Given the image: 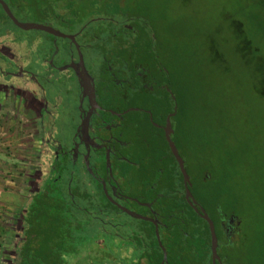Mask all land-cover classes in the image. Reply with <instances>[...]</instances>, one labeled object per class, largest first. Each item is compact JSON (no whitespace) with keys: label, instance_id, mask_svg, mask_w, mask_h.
Segmentation results:
<instances>
[{"label":"rangeland","instance_id":"obj_1","mask_svg":"<svg viewBox=\"0 0 264 264\" xmlns=\"http://www.w3.org/2000/svg\"><path fill=\"white\" fill-rule=\"evenodd\" d=\"M249 1L131 0L130 8L133 18L139 20L141 24L147 25L146 28H150L155 34L156 51L160 53L161 60L166 64L169 73L172 71V74L181 80L184 89L185 85L187 87L190 86V83L192 85L190 91L192 95L187 97L186 94L189 95V93L183 91L182 100L187 105V108L183 107L186 108L187 113L184 121L188 124H183L184 130L179 133L177 138L179 146H186L185 155L189 159L187 157L185 159L189 172L192 170L190 161L197 164L196 160L192 159L195 158L194 152L197 153L200 149H197L196 145L190 144L189 140L185 144L183 141L185 138L193 136L203 139L206 134L203 129L205 130L210 125L214 127L222 125L225 143L233 151L239 147L236 146V137L239 140L242 138L245 145L253 143L251 139L262 144L261 150L259 145L256 152L254 150L253 152L258 163L261 161L264 163V152L262 153L264 150V105H256L253 96L256 91L260 97L261 89L262 91L264 89V57H257L258 59L254 61L253 59L256 57H248V54L245 53V57H248L247 60L240 59L242 51L238 50V44H241L244 51H247L248 44L243 38L242 31L234 33L233 28L235 22L233 16H239L244 11L246 16L247 10L259 11L258 5L249 6ZM23 6L26 7H23L22 10L15 7L11 9L19 21L48 23L47 25H55L63 33H71L74 30V27H66L59 19L44 17L40 12L31 11L28 4ZM85 19L83 17L77 24L83 23ZM90 27H104V22L96 21ZM113 27L116 29L118 26L114 25ZM68 43L67 39L54 37L41 30L21 29L9 21L0 9V82L8 83L18 89L22 87L20 90L24 89L27 98H31V95L39 96L40 99L47 102L48 111L56 114L58 119L45 114L42 117V132L48 138H56L61 141L62 146L67 144L72 134L69 120L75 116L72 102L73 89L64 82L66 76L63 72L61 75H57V73L52 75L51 71L44 70V64L49 58L57 61V58L66 50ZM239 62L246 67L240 68ZM16 68L22 71L20 74L18 72L17 76H13L11 72ZM27 70L35 76L33 81L25 79ZM51 70L53 71V69ZM33 90L39 94H33ZM60 126L64 129L60 130ZM252 129L256 131L255 134H251ZM197 131L198 135L195 134ZM35 142L32 141L31 150H29L31 155L26 152L22 156L21 162L28 159L24 163L25 167L22 166V170L16 169L17 172L7 173L14 175L12 179L16 182L14 181L12 184L16 187L13 186L12 189L19 195L18 201H22L21 204L24 207L19 211V207L15 204H10L7 207L0 205V229L11 228L8 236L4 235V238L0 236V264L7 262V264H13L17 257L18 247L22 243L19 236L21 235L20 216L33 215L31 209L34 207L40 211L38 218L41 217V221L38 225L46 229L45 233L40 234L37 238L40 241L37 243L38 256L34 257L33 264H138L139 261L145 259L147 251L157 248L160 253L162 246V251L167 254L166 264H185L186 245H183L185 249H182L183 258L176 257L170 247L165 245L166 241L162 230L160 233L161 240H163L161 246L156 239L157 235L152 225L147 221L129 215H108L98 213V211L95 215L97 207L101 206L98 203L100 200L97 195L91 194L92 201L96 203V206H90L85 203V199L76 198L78 193L71 195L66 192L70 189L63 187L64 181H66L64 178H60L56 184L51 182L49 176L52 171L48 170L47 173L40 171L39 161L41 160L35 157ZM42 157L44 156L42 155ZM172 168L174 169L173 164ZM192 178L196 198L211 212L209 203L203 196L202 186L205 185L202 183V179L196 172L192 174ZM174 181L175 186L179 184L178 186L181 187V183L177 179ZM74 182L71 184L75 185ZM196 182L198 183L196 184ZM59 185H62L63 188ZM77 186L79 187V185ZM179 187L176 186L178 189ZM249 189L241 191L246 194L245 203L248 205L249 202L252 212L254 211L256 214L250 215L246 212L243 213V218H237L242 223L239 225V233L232 236V239L234 241L240 239L244 231V245H241L238 240L234 243L228 264H264V255L260 258L253 257L250 249L251 238L257 234L258 225L262 223L264 228V215H262L264 205L262 206L260 202L261 205L257 203L259 201L256 199L257 195L250 194H260V192L253 191L252 187ZM35 190L36 197L32 196ZM90 192L87 190L89 200H91ZM167 193L173 194L172 189L169 188ZM169 199L168 197V202ZM180 199L175 201L181 202ZM73 200H76L77 203L80 202V205L84 202L83 210H79L78 204H74ZM86 206L91 215L85 213ZM8 207H12V209ZM182 207L185 208L184 205ZM92 209L93 213H91ZM47 215H70V217L77 215L79 217L71 218L69 230L63 232V228L66 227L48 219ZM173 216L176 215H166V220H170L171 225ZM74 220H81L77 232L82 233L81 239L84 242L78 252L73 250L72 245L75 243L71 241L74 238L73 230L75 231L77 224ZM102 220L105 223H102ZM192 220L194 223H199L197 218H192ZM95 224L97 226L93 229L92 225ZM166 227L171 228L167 224ZM85 233H87L86 236H84ZM141 256L144 258L141 259ZM247 259L254 262L249 263ZM198 264H207V262L198 261Z\"/></svg>","mask_w":264,"mask_h":264},{"label":"flooded vegetation","instance_id":"obj_2","mask_svg":"<svg viewBox=\"0 0 264 264\" xmlns=\"http://www.w3.org/2000/svg\"><path fill=\"white\" fill-rule=\"evenodd\" d=\"M124 26L125 29L118 27L116 34L112 36L96 34L94 30L88 29L87 23L71 33H64L73 35L72 39L46 32L69 42L57 61L47 59L44 70L51 71L52 75H61L63 72L66 76L64 82L73 89L75 116L69 120L72 134L66 145L62 146L61 141L56 138H48L41 130L40 170H51L49 178L55 177V184L60 178H64L66 181L63 187L70 189L66 192L71 195L78 193L76 198L85 199V203L90 206H96L92 200L93 196L97 195L101 206L97 207L95 215L98 211L108 215H129L147 221L152 225L155 234L157 228L161 246V230L166 242L172 237L170 228L168 230L166 227V215H176L177 227L187 225L189 229H204L202 220L207 226L208 223L202 217L200 208H203L213 222L217 237L218 259H215V264H228L227 254L234 249V243L238 240L234 241L232 236L239 233L240 221L230 213L221 212L215 216L209 212L195 196L192 175H188V188L197 211L185 198L183 177L181 187L176 185L179 189L174 185V180L170 183L172 174L179 182L176 169L178 168L179 172L180 169L166 141L168 115L172 141L175 133L173 114L169 112L166 115V64L156 51L155 34L150 28V34L145 32L147 25L138 28L126 23ZM52 27L56 28L55 25ZM18 69L13 70L11 74H20L22 70ZM34 77L30 71L25 72V79L28 81H33ZM32 92L39 94L36 90ZM25 100L30 107L35 103L37 108H34V111L41 124L45 114L48 117H57L48 111L47 102L39 96L31 95L30 99ZM59 128L64 129L62 126ZM174 144L182 157L178 145L175 142ZM182 159L187 170L186 159ZM167 187L173 189V194L167 193ZM87 190L93 195L91 200L87 197ZM178 198H181V202L177 204L184 209L183 212H166L170 204L176 203ZM182 198L193 212L185 210ZM189 200L191 201V198ZM73 203L78 204L79 210H83L84 202L80 205V202L73 200ZM87 210L86 206L85 213L91 215ZM91 211L93 213V209ZM192 218H197L199 223H194ZM102 223L105 222L102 220ZM183 245L187 246L185 241L178 246ZM162 248L161 253L164 252ZM173 251L176 257L183 258L181 248ZM154 252L159 253L157 248L150 249L146 252L145 259L140 257L143 261L138 264H152L149 259ZM195 253V258L190 261V256L185 252V264H198V261L212 264L211 248L206 251V248L201 246L199 252ZM163 258L164 253L160 264H166L168 261L166 252L165 260Z\"/></svg>","mask_w":264,"mask_h":264},{"label":"trees","instance_id":"obj_3","mask_svg":"<svg viewBox=\"0 0 264 264\" xmlns=\"http://www.w3.org/2000/svg\"><path fill=\"white\" fill-rule=\"evenodd\" d=\"M10 10L12 7L17 8L18 10H22L24 4H28L31 7V11L40 12L44 15V17L54 19H59L62 24L66 27H74V30H77L81 25L88 24V27L91 26L96 21L104 22V27H97L90 29L94 30L96 34L102 36H112L116 34V29L121 27L125 29L126 26L124 24L128 23L129 25H136V27H145L144 24H141L139 20L133 19V15L131 14L130 5H132L131 0H3ZM258 5L259 11L254 10H247L248 13L245 16V11L240 13L239 16L234 17V33H240L242 31L243 38H245L247 46V51H244L241 44H238V50L242 51V55L240 59L247 60L249 56H254L253 60L255 61L258 59L257 57L261 58L264 57V0H250L249 6ZM0 9L3 15L9 20V17L3 11L1 5ZM12 11V10H11ZM238 12V11H237ZM15 16L14 12H12ZM42 15V16H43ZM85 17V21L83 23L77 24L80 20ZM48 20V19H47ZM12 22V21H11ZM57 22V21H56ZM13 23V22H12ZM48 24V23H47ZM118 26L116 29L113 26ZM241 26V27H240ZM73 30V31H74ZM240 30V31H238ZM121 32V31H120ZM145 32L150 34L149 30L146 28ZM122 33V32H121ZM241 33V34H242ZM245 53L248 54V57H245ZM240 68L246 67L245 65L238 63ZM195 89V88H194ZM198 89V88H196ZM187 91L189 93L186 94L187 97L190 95V91L192 90V85L187 87L184 86L172 71L169 73L168 69L166 68V115L171 112L172 115V122H174V136L173 141L178 145L179 150L182 154V157L186 158V146L182 145L179 146L178 136L179 133L184 130L183 124L185 122V115L187 105L182 100L184 97L183 91ZM258 93L254 92V99L256 100L255 104L264 105V89L260 95L262 98L257 95ZM188 98V102H189ZM176 106V108H175ZM180 107V108H179ZM186 107V108H183ZM257 110V109H256ZM204 111L205 108H204ZM261 111V110H260ZM218 126V124H217ZM222 126V125H221ZM221 126L214 127L208 126L203 129L205 131V136L202 138H194V136L190 133V138H185L183 144L188 143L194 144L197 146V149H200L197 153L194 152L197 164H194L190 161L192 167L190 172L187 169L188 175H192L194 172L198 174V177L202 179V183L205 186H202V190L204 193V197L206 201L209 203V208L212 210V214L216 216V214L225 212L230 213L236 216V218H241L243 213L248 212L250 215H255L256 213L250 208V204L248 205L245 203L246 194L242 193V189L250 190L249 188L252 187L253 191L257 190L260 194H252V196L257 195L259 201L258 204L264 205V163L261 161L258 163L256 159V155L253 150L256 152V148L260 145V150L263 148V145L257 141L251 139L253 143H248L247 145L244 144L242 138L239 140L236 137V146H239L238 149L235 151L229 148L224 140V136L222 134L223 127ZM251 134H255V130H251ZM198 135V131L195 133ZM254 145V146H253ZM248 147V148H247ZM166 149L168 146L166 144ZM259 149V148H258ZM264 150L262 151V153ZM172 160L175 163L174 158L171 156ZM189 159V157H187ZM264 160V159H263ZM188 168V167H187ZM245 168V169H242ZM177 175L179 178V183L182 185V176L178 170ZM245 170V171H244ZM174 174L170 176V183L172 184V180H174ZM55 177H51L50 181L53 182ZM173 190V189H172ZM36 197V192L32 195ZM34 197V198H35ZM50 199V198H49ZM183 204L186 206L185 210L193 212L191 207L184 201L182 198ZM204 200V199H203ZM37 201V200H36ZM205 201V200H204ZM205 201V202H206ZM206 202V204H207ZM260 202V203H259ZM260 204V205H261ZM208 205V204H207ZM33 215H19L20 216V238L22 243L18 247L17 250V257L15 258V264H33L34 257L38 256V245L37 243L40 242L37 240L40 234L45 233L46 228H42L38 224L41 221L38 218V214L40 211L37 207L32 208ZM184 209L180 208V206L176 203L170 204V207L166 209V212H183ZM264 215V212L263 214ZM41 216V215H40ZM219 216V215H218ZM47 215L48 219H52L53 222L56 221L58 225H64L63 232H67L69 230V223H71V218H77L79 216L73 215ZM186 218V217H185ZM243 218V217H242ZM173 224L171 225L170 220H166L167 224L171 227L170 232L172 237L167 241L168 247L172 250V253H175L173 249L176 251L177 248L184 249L183 247H179L178 245L182 244L185 241L187 244L186 253L188 257L190 256V261H193L195 258V252H199L200 247L202 246L203 249L206 248V251H209L210 248V233L208 226L204 220V229L197 230L189 229V226H176L178 223L176 220V216H173ZM262 219V218H261ZM219 220V219H218ZM81 220H74L75 223V231L74 238L71 240L75 244L72 245V248L75 252L80 251L79 247H82L84 242L81 239L82 233L77 232L79 229V222ZM240 223L241 220H239ZM35 225V226H34ZM24 226V228H22ZM79 226V227H78ZM93 229L96 228V224L92 225ZM257 227V234L253 235L250 242V249L253 257L258 256L259 258L264 255V228L263 224L260 223ZM199 227V226H198ZM169 230V228H167ZM177 229V230H176ZM262 229V230H261ZM240 230V229H239ZM3 229H0V232H3ZM175 232V233H174ZM85 233L84 236H86ZM72 236V235H69ZM241 238L238 239L241 245H244V231L241 234ZM89 238V237H88ZM75 240H77L75 242ZM70 242V240H68ZM87 242V241H86ZM36 243V244H35ZM166 245V246H167ZM193 247H190L192 246ZM71 246V245H70ZM178 246V247H177ZM227 254V260L229 259L231 253ZM63 252V251H62ZM60 252V253H62ZM155 253V252H154ZM152 253L151 259L152 264H160L162 259V253ZM143 257V256H142ZM144 258V257H143ZM248 260V259H247ZM246 260V261H247ZM253 261V260H252ZM248 260V262H252ZM154 262V263H153ZM254 262V261H253ZM258 264V263H256Z\"/></svg>","mask_w":264,"mask_h":264},{"label":"crops","instance_id":"obj_4","mask_svg":"<svg viewBox=\"0 0 264 264\" xmlns=\"http://www.w3.org/2000/svg\"><path fill=\"white\" fill-rule=\"evenodd\" d=\"M25 99L27 96L23 90L14 88L8 83L0 82V205L7 207L10 204H15L19 207V211L24 206L21 204L22 201H18L19 195L12 189L16 187L12 184L16 180L12 179L14 175L7 173H14L17 172L16 169L22 170L21 167H25L26 164L24 163L28 159L26 158L24 162H21L22 156L26 152L31 155L29 150H31L32 141H37L34 147L35 157L41 160L39 144L42 141L40 136L43 129L41 122L36 118L34 108L37 107L35 103L30 107ZM33 102L35 101L33 100ZM8 208L12 209V207ZM10 231L11 228L4 227L0 236L4 238V235L8 236Z\"/></svg>","mask_w":264,"mask_h":264},{"label":"water","instance_id":"obj_5","mask_svg":"<svg viewBox=\"0 0 264 264\" xmlns=\"http://www.w3.org/2000/svg\"><path fill=\"white\" fill-rule=\"evenodd\" d=\"M0 5H1L3 11L5 12V14L13 22V24L16 25L17 27L21 28V29H36V30H41V31L48 32V33L53 34L55 36L68 37L70 39L73 38V35L64 34V33L60 32L58 29L53 28L52 26L47 25V24L19 21L13 15L12 11L10 10V8L8 7V5L3 0H0ZM169 126H170V124H169V115H168L167 122H166V141L168 143V146H169V148H170L173 156L175 157V159H176V161L178 163L180 172L182 174L183 183H184V187H185V198L189 201L190 205H193V208L197 211V207L194 206V204H193L195 201L192 198L191 192H190V190L188 188V185H189V176H188L187 171H186L185 166H184V160L179 155V153H178V151L176 149V146H175L174 142L170 138V132L171 131H170ZM190 198H191V201L189 200ZM200 211L202 213V217L207 221L208 226H209L210 243H211L210 248H211V253H212V264H215V259H218V255H217V252H216L217 237H216L214 225H213L212 220L205 213L204 209L203 208H200ZM137 216L139 217V215H137ZM156 235H157L158 241H160L159 240V237H158L157 228H156ZM163 259L165 260V252H164V258Z\"/></svg>","mask_w":264,"mask_h":264}]
</instances>
